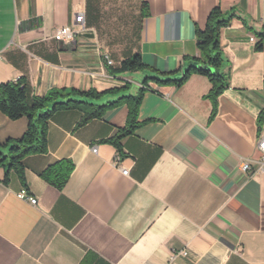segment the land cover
<instances>
[{"label": "crops", "instance_id": "obj_1", "mask_svg": "<svg viewBox=\"0 0 264 264\" xmlns=\"http://www.w3.org/2000/svg\"><path fill=\"white\" fill-rule=\"evenodd\" d=\"M215 7L233 17L220 31L230 88L214 118L199 74L182 87L150 83L122 152L107 140L126 127L127 104L82 126L83 111L56 112L47 152L23 159L27 185L15 171L5 181L0 165V264H264V172L242 169L264 136V0H0V84L23 77L31 98L52 88L94 89L99 103L137 95L147 72L117 73L122 62L140 54L180 69L200 55L196 31ZM70 24L73 43L52 38ZM27 126L0 111V140ZM63 159L75 169L60 190L42 172ZM24 187L37 205L18 196Z\"/></svg>", "mask_w": 264, "mask_h": 264}, {"label": "trees", "instance_id": "obj_2", "mask_svg": "<svg viewBox=\"0 0 264 264\" xmlns=\"http://www.w3.org/2000/svg\"><path fill=\"white\" fill-rule=\"evenodd\" d=\"M233 15H226L220 7L211 10L207 24L204 29L196 31L197 46L200 55L186 58L185 64L176 71L164 72L157 70L145 63L140 54L125 59L121 67L116 69L117 73L122 72H147L143 80V86L137 95H122L115 101L99 103L102 93L94 89L88 91L75 88H52L42 97L31 98L28 93V85L23 77L16 81L0 84V111L11 119L26 117L28 126L19 138H8L0 140V165H7L9 173H18L21 181L27 185L23 159L31 154L45 153L48 150V121L52 116L63 109H79L84 116L79 126L85 125L94 118H101L105 112L120 104H127L129 108L127 125L118 131L107 141L113 143L122 152V140L135 132L140 125L138 122L139 107L143 100L144 93L150 89V83L159 86L173 85L182 87L194 74L206 76L212 84L208 97L213 101L216 114L218 97L230 88V66L220 42V31L227 26ZM260 41L256 49L264 48V30L257 33ZM121 89L115 88L110 93H118ZM264 120V109L259 115V124ZM75 165L70 159H63L48 166L42 177L58 189H63L68 182Z\"/></svg>", "mask_w": 264, "mask_h": 264}, {"label": "built area", "instance_id": "obj_3", "mask_svg": "<svg viewBox=\"0 0 264 264\" xmlns=\"http://www.w3.org/2000/svg\"><path fill=\"white\" fill-rule=\"evenodd\" d=\"M84 14H79L74 18V24H82L84 21ZM74 24H70L67 26H62L57 28V30L53 33L52 38L56 40L57 42L61 44H71L75 41L76 35L79 32L76 30V27ZM252 41H255V38H252ZM110 63H113L112 61H109ZM143 86V85H142ZM258 150L260 151L261 155L258 159H247L244 160L242 164V169L245 172L253 171L255 173H263L264 172V136L259 140L258 143ZM93 151L97 152L98 148L95 146L93 147ZM121 159L122 156L119 155L115 159V165L117 167H122L121 165ZM254 163L256 164V168L253 167ZM123 174L127 175L129 173V169L121 168ZM18 196L21 199L29 200V202L33 205L38 204V199L32 195H30L27 187H24L22 191L18 194ZM184 254H187V252H183Z\"/></svg>", "mask_w": 264, "mask_h": 264}]
</instances>
